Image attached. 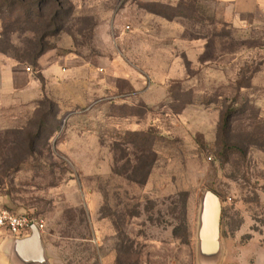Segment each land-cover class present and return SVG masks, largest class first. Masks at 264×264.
<instances>
[{
    "label": "rangeland",
    "instance_id": "1",
    "mask_svg": "<svg viewBox=\"0 0 264 264\" xmlns=\"http://www.w3.org/2000/svg\"><path fill=\"white\" fill-rule=\"evenodd\" d=\"M0 18L31 72L44 47L96 76L86 108L0 130L3 202L44 222L53 264H203L207 191L218 264H264V24L213 0H0Z\"/></svg>",
    "mask_w": 264,
    "mask_h": 264
},
{
    "label": "crops",
    "instance_id": "2",
    "mask_svg": "<svg viewBox=\"0 0 264 264\" xmlns=\"http://www.w3.org/2000/svg\"><path fill=\"white\" fill-rule=\"evenodd\" d=\"M213 1L238 27L264 24V0ZM38 64L39 72H28L27 66L0 52V130L14 126L22 116L28 117L25 114L33 110L44 94L59 100L64 111L72 104L86 103L88 98L98 96L97 92L94 95L91 91L86 93L87 81L96 76L89 73V67L78 54L59 56L56 51H51L44 54ZM37 74L45 80V93ZM50 249L44 231L36 227L18 238L6 230L0 233L2 264H53Z\"/></svg>",
    "mask_w": 264,
    "mask_h": 264
},
{
    "label": "water",
    "instance_id": "3",
    "mask_svg": "<svg viewBox=\"0 0 264 264\" xmlns=\"http://www.w3.org/2000/svg\"><path fill=\"white\" fill-rule=\"evenodd\" d=\"M212 212L214 213L212 214ZM220 222V199L214 193L207 191L202 199L199 229V258L203 264H218L221 260ZM210 227L214 235V239L211 241L207 238V235L211 231Z\"/></svg>",
    "mask_w": 264,
    "mask_h": 264
},
{
    "label": "trees",
    "instance_id": "4",
    "mask_svg": "<svg viewBox=\"0 0 264 264\" xmlns=\"http://www.w3.org/2000/svg\"><path fill=\"white\" fill-rule=\"evenodd\" d=\"M43 5H44L43 3H41V4H34L35 7H41ZM32 14H33V12H32ZM4 28H5V23L0 18V38L4 34ZM53 50H56V48L50 49V51H53ZM47 51L49 52V48H47V49H45L44 47L43 48H40V50L35 53L33 60L31 62H29V64L33 67L34 72H39V69L40 68H39L38 61H39V59L44 54L48 53ZM0 52H2V51H0ZM2 53H4V52H2ZM68 53H71V52H67V54ZM4 54H6V53H4ZM8 57H10V56H8ZM10 58H12V57H10ZM17 62H19L18 59H17ZM19 63H22V62H19ZM22 64H24V63H22ZM28 68H30V67H28ZM37 77L40 80V82L42 84V89H43V91L45 93V84H46L45 83V80H44V78L40 74H37ZM115 96H118V95H115ZM64 101H66V100H64ZM43 104H48L50 109H49V111L46 110L45 111L46 112L45 114H42L43 123H41V124H44L46 122L45 121L46 120L45 118L54 115L56 108H57L56 111H58L59 113L60 112H65L66 114L67 113H71L72 111H80L83 108H86V107H84V105H86V103H79V104H72L70 106V108H68L67 110L64 111L60 107L59 100H57L55 97H49V96H47V95L44 94V96L36 104H34L35 106H34L33 110L32 111H29V112H27L25 114L28 117L22 116L21 118H19V120H17V123L16 124H18L21 121L20 126L17 125V127H14L13 129H17L18 127H20V129H22L24 127L23 120H27V119L29 120L32 116H34L37 112H39V109L43 106ZM233 113H234V110L233 109H230L226 113V115L223 117L222 122L224 124H226V125L229 124V117H231ZM55 132L56 131H54L51 136H53V134H55Z\"/></svg>",
    "mask_w": 264,
    "mask_h": 264
},
{
    "label": "built area",
    "instance_id": "5",
    "mask_svg": "<svg viewBox=\"0 0 264 264\" xmlns=\"http://www.w3.org/2000/svg\"><path fill=\"white\" fill-rule=\"evenodd\" d=\"M27 71L31 72V68H27ZM33 227L40 231L45 230V224L42 220L33 216L17 215L9 210L3 202L0 191V233L2 230H6L11 236L18 238L29 232Z\"/></svg>",
    "mask_w": 264,
    "mask_h": 264
},
{
    "label": "bare ground",
    "instance_id": "6",
    "mask_svg": "<svg viewBox=\"0 0 264 264\" xmlns=\"http://www.w3.org/2000/svg\"><path fill=\"white\" fill-rule=\"evenodd\" d=\"M214 211V210H213ZM214 212H212V214H213ZM211 228V227H210ZM211 231H212V228H211ZM209 232V234L207 235V238H208V240H213L214 239V235H213V231L212 232Z\"/></svg>",
    "mask_w": 264,
    "mask_h": 264
}]
</instances>
